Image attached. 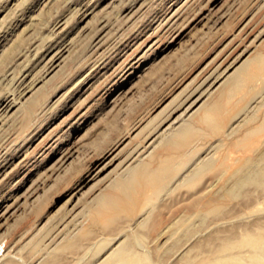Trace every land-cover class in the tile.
Returning a JSON list of instances; mask_svg holds the SVG:
<instances>
[{
	"label": "rangeland",
	"instance_id": "374dc122",
	"mask_svg": "<svg viewBox=\"0 0 264 264\" xmlns=\"http://www.w3.org/2000/svg\"><path fill=\"white\" fill-rule=\"evenodd\" d=\"M125 260L264 264V0H0V264Z\"/></svg>",
	"mask_w": 264,
	"mask_h": 264
},
{
	"label": "bare ground",
	"instance_id": "6f19581e",
	"mask_svg": "<svg viewBox=\"0 0 264 264\" xmlns=\"http://www.w3.org/2000/svg\"><path fill=\"white\" fill-rule=\"evenodd\" d=\"M214 107V106H213ZM213 110V109H212ZM214 110L216 111L217 109L216 108H214ZM213 110V111H214ZM213 111H210V112H213ZM217 112V111H216ZM206 114H209L208 112L206 113ZM211 114V113H210ZM204 115V114H203ZM202 116V115H201ZM204 117V116H203ZM205 118V120L207 119V117H204ZM202 120V119H201ZM159 177V173L158 172H154L153 170L152 171H146V170H141L140 169V171H137L136 173H134V175H133V178H132V183L133 184H131V186L133 185L134 186V184H138V182H140V183H142V184H151V181H152V178L154 179V181H156V179ZM151 180V181H150ZM124 185H123V183L122 182H119L118 183V187L119 188H122ZM130 186V187H131ZM117 187V188H118ZM126 189H125V192H122L123 194H124V196L125 197H129L130 196V191H129V189H128V186L127 187H125ZM124 189V188H123ZM120 191H122V190H120ZM117 196V195H116ZM123 196V197H124ZM131 197V196H130ZM118 199H120V198H118ZM132 201V200H131ZM102 203L100 204V209H98L99 210V212H103V214H110V215H114V214H117L116 212L118 211V209H117V211L115 210V207L113 206V205H111V203L110 202H112V201H108V202H106V201H101ZM116 203V202H115ZM131 203V202H130ZM117 205V204H116ZM107 211H109L108 213H107ZM115 212V213H114ZM109 216V215H108ZM109 218V217H108ZM106 222V221H105ZM122 251V250H121ZM120 251V252H121ZM124 253L125 252H121V254L122 255H124ZM121 255V256H122ZM124 260V259H123ZM123 264H127V261L125 260L124 261V263ZM132 264V263H131Z\"/></svg>",
	"mask_w": 264,
	"mask_h": 264
}]
</instances>
